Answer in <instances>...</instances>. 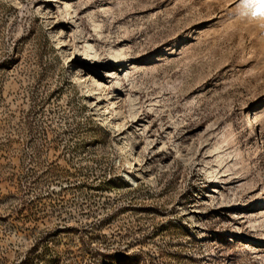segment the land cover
<instances>
[{"label":"rangeland","instance_id":"1","mask_svg":"<svg viewBox=\"0 0 264 264\" xmlns=\"http://www.w3.org/2000/svg\"><path fill=\"white\" fill-rule=\"evenodd\" d=\"M258 7L0 0V264H264Z\"/></svg>","mask_w":264,"mask_h":264},{"label":"snow or ice","instance_id":"2","mask_svg":"<svg viewBox=\"0 0 264 264\" xmlns=\"http://www.w3.org/2000/svg\"><path fill=\"white\" fill-rule=\"evenodd\" d=\"M258 10H257V14L258 15H264V0H258Z\"/></svg>","mask_w":264,"mask_h":264},{"label":"bare ground","instance_id":"3","mask_svg":"<svg viewBox=\"0 0 264 264\" xmlns=\"http://www.w3.org/2000/svg\"><path fill=\"white\" fill-rule=\"evenodd\" d=\"M57 37H58V36H57ZM60 39H61V38H60ZM62 42H64V41H62ZM62 42H60V43H62ZM64 43H65V42H64ZM55 44H56V43H55ZM62 44H63V43H62ZM57 45H58V44H57ZM58 47H59V46H58ZM127 63H128V62H127ZM86 76H87V75H86ZM117 99H118V98H117ZM117 99H116V100H117ZM117 101H118V100H117ZM115 103H116V102H115ZM113 104H114V103H112V105H113ZM112 105H111V106H112ZM115 106H116V105H115ZM252 119H253V118H252ZM252 127H253V126H252ZM126 147H127V146H126Z\"/></svg>","mask_w":264,"mask_h":264}]
</instances>
